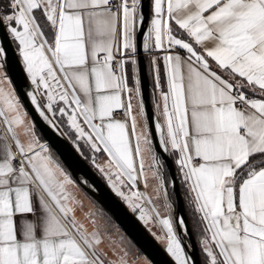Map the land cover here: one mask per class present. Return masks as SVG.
Returning a JSON list of instances; mask_svg holds the SVG:
<instances>
[{
	"label": "snow or ice",
	"instance_id": "snow-or-ice-1",
	"mask_svg": "<svg viewBox=\"0 0 264 264\" xmlns=\"http://www.w3.org/2000/svg\"><path fill=\"white\" fill-rule=\"evenodd\" d=\"M149 2L146 31L144 0H0V27L35 85L27 95L39 115L53 128L57 113L67 117L81 154L85 147L106 154L105 166L93 164L141 220L156 219L165 230L156 238L174 264L197 262L160 211L172 207L161 152L175 157L190 194L206 264H264V0ZM137 36L144 50L165 53L163 75L152 60L160 97L155 145ZM10 85L0 43V118L12 138L0 144V264H130L123 249H113L117 260L105 259L94 214L76 216L71 179L40 143ZM146 160L152 193L126 194L141 178L147 188ZM177 223L187 233L184 218Z\"/></svg>",
	"mask_w": 264,
	"mask_h": 264
},
{
	"label": "water",
	"instance_id": "water-1",
	"mask_svg": "<svg viewBox=\"0 0 264 264\" xmlns=\"http://www.w3.org/2000/svg\"><path fill=\"white\" fill-rule=\"evenodd\" d=\"M147 7L144 8L146 15L145 31L149 23V0H144ZM0 43L6 48L8 64L10 69L11 83L19 96L24 108L30 115L36 128L46 143L54 151L56 158L64 165L72 178L79 186L88 193L103 210L117 223V225L128 235V237L136 244L143 255L152 262V264H174L173 258L165 250L163 246L138 219V217L130 209V206L109 187V185L101 178V176L92 168L82 154L77 151L75 145L59 128H53L43 117H41L35 106L31 103V98L27 95L35 88L23 70V65L20 63V58L17 55V50L6 30L0 27ZM141 37L137 36L138 51L136 58L140 67L141 94L145 103L146 115L148 117V127L153 144L158 141V133L154 131V124L159 120L157 113L153 107L150 96V80L146 68V57L149 50H144L141 46ZM49 117L51 115L47 113ZM161 159L165 160L164 167L169 176V185L174 194V199L170 196V189L166 181V190L168 198L173 206V219L175 230L181 235L185 244L188 245L186 251L197 262L203 264L198 245L196 243L193 231L189 224V220L184 207L182 194L179 188V182L173 159H167L165 154L160 153ZM175 179L176 183L173 186L171 181ZM183 217L187 225V233L183 231L181 225L177 223V218Z\"/></svg>",
	"mask_w": 264,
	"mask_h": 264
},
{
	"label": "rangeland",
	"instance_id": "rangeland-1",
	"mask_svg": "<svg viewBox=\"0 0 264 264\" xmlns=\"http://www.w3.org/2000/svg\"><path fill=\"white\" fill-rule=\"evenodd\" d=\"M15 46H16V44H15ZM11 85H12V83H11ZM34 87H35V85H34ZM11 88L14 89V87H11ZM15 93H16V91H15ZM17 96H18V94H17ZM63 106L64 105L62 103H58V105H57V107H63ZM50 115H51V113H50ZM57 117H58V119L62 118V117H59L58 113H57ZM60 120H63V119H60ZM51 152H52V150H51ZM101 159L102 158L99 157L97 159V163H99L101 161ZM97 172L100 175H102V177L106 180V183L113 190L111 185L108 183L107 177L103 173H101V171L99 169ZM73 180H72V182H73L72 184L74 186H76V188L80 192H83L82 194L86 195V197L88 198V201L86 203H78L76 216L79 219L84 220L85 214H88V213L94 214L95 220L97 221L101 231L104 233V242L100 247L107 254L105 259L108 261L117 260V255L114 254L113 249H116L117 251L123 249V250L128 252V260H129L130 264H144L143 262H145V259L146 260H148V259L138 250L136 244L117 225V223L102 209V207L99 206L97 204V202L88 193H86L75 180L74 181ZM154 181H156V180H154ZM75 184H77V185H75ZM154 184H156V182ZM136 189L137 190L139 189V191L144 192L142 189H140L138 187ZM70 193H71V196H73L74 190L71 189ZM170 196H171V191H170ZM73 198L78 199L76 195H75V197L73 196ZM171 198L173 199L172 196H171ZM153 199H156L158 204L163 203L162 200L157 199L155 196H153ZM123 201L125 202V204L129 205L124 199H123ZM151 207H152V205H147V204L145 205L146 209H150ZM160 211L162 214L168 215L173 219V206L171 207V209H169L167 211L163 207H161ZM134 212L136 213L135 215L138 217V219L145 225V227L152 233V235L155 238L158 235H164L165 234V230L157 223L156 219H150L147 223H145L144 220L140 219V212L139 211H134ZM152 215L154 216V213ZM84 222L86 223V226L88 227V229L91 230L92 225L87 223V221H84ZM173 227H174V219H173ZM174 230H175V227H174ZM158 241L165 246L164 242H162L161 240H158ZM204 264H206L205 258H204Z\"/></svg>",
	"mask_w": 264,
	"mask_h": 264
},
{
	"label": "crops",
	"instance_id": "crops-1",
	"mask_svg": "<svg viewBox=\"0 0 264 264\" xmlns=\"http://www.w3.org/2000/svg\"><path fill=\"white\" fill-rule=\"evenodd\" d=\"M151 16H152V13H151V4H150V9H149V23H150ZM50 40H51V37H50ZM164 54L165 53L163 51L156 50L155 48H150L149 49V53H148V55L146 57V68H147V73H148V77H149V80H150V95H151L152 104H153V107H154L156 113H157V109H156L155 105L160 102V97H159V90L158 89H155V85H154V79H153L154 72H153L152 60H153V57H157L158 58V64H159V66L161 68V73L163 75V63L164 62L162 60V57H163ZM129 70L131 71V65H129ZM10 86L13 87L12 85H10ZM130 86H131V84H130ZM17 97H19V96H17ZM20 103L22 105V111H24V112L27 113L26 120H27V122H30L33 125V127L35 129L36 136L39 139L40 143L47 145L48 151H49L50 155L52 156L53 161L55 163L59 164L60 167L63 168L64 172L67 174V176L72 181L73 180L72 176L69 174V172L63 166V164L56 158L54 151L50 148V146L46 143V141L44 140V138L41 136V134L39 133L38 129L36 128L34 122L32 121L30 115L28 114V112L24 108L21 100H20ZM133 104H134V108H135L136 107V104H137V101L135 99L133 101ZM158 118H159V116H158ZM66 119H67V117H66ZM20 138L22 140H25V137L23 135H21ZM4 142H7V143L11 144L12 143V138H11V134L7 131L6 125L3 122V118H0V144H2ZM49 148L52 150L53 153L51 152V150ZM13 151H15V148L13 149ZM101 158H102L101 161L99 163H97V164L102 165V166H105L106 165V162H107V159H108L107 156H106V154L103 153V155H102ZM148 165H149V161L146 160L145 171L148 172V177H149L148 178V181H147V185L148 186H147V188L145 187V182H144L143 178H141L140 181H139V183L137 184V187L138 188H142V190L144 192H147V193L151 194L152 193L151 191L153 190V187L155 186L154 183L156 181H154L155 179L151 176V169L148 167ZM72 183L67 186V190L70 192V190L73 189L74 190L73 196L75 197V195H76L77 198H78V199H75V200L78 201L79 203H86L88 201V198L86 197V195L82 194L83 192H80L76 188V186H74ZM75 185H77V184H75ZM134 190H137V189H130V188L127 187V185L124 187V191L128 195H131V192L134 191ZM40 194L43 195V192H41ZM45 199L47 200V197H45ZM200 240H201V238H200ZM143 263L146 264V259H145V262H143Z\"/></svg>",
	"mask_w": 264,
	"mask_h": 264
},
{
	"label": "trees",
	"instance_id": "trees-1",
	"mask_svg": "<svg viewBox=\"0 0 264 264\" xmlns=\"http://www.w3.org/2000/svg\"><path fill=\"white\" fill-rule=\"evenodd\" d=\"M49 39H50V36H49ZM14 43V42H13ZM14 46H15V43H14ZM16 48V46H15ZM151 96V95H150ZM152 101V100H151ZM50 114V113H49ZM60 119H63V120H60ZM60 119H57L55 122L58 124L59 128L63 131V133L69 138V140L72 142L73 139L75 138V131L72 130L68 124H67V119L66 117H62ZM73 143V142H72ZM80 143L83 145L85 142L82 140L80 141ZM103 155V152H100V153H94L92 152L90 149H88L87 147L84 148L83 150V154L82 156L86 159V161L92 166V168L97 172L98 171V168L95 166V164H93V159H95V162L97 164V159L99 157H102ZM56 156V155H55ZM173 161L175 160V157L173 156L172 157ZM174 163V162H173ZM64 166V165H63ZM174 166H175V170H176V174H177V179H178V182H179V188H180V191H181V194H182V198H183V202H184V207H185V210H186V214H187V217H188V220H189V224L191 226V229L193 231V235L195 237V240H196V243L198 245V248H199V252H200V256H201V259H202V262L204 264V258L206 260V257H205V254L203 253L202 251V247H201V243H200V238H201V233L196 225V217L194 216V213H193V210H192V206L191 204L189 203V193L188 191L186 190V186L184 185V182L183 180L181 179L180 177V174H179V170L177 168V166L175 165L174 163ZM164 171H165V178H166V181H167V184H168V187L171 191V196L173 197L174 199V194L170 188V185H169V176H168V173L165 169V167H163ZM67 170V169H66ZM98 173V172H97ZM99 174V173H98ZM100 175V174H99ZM101 178L106 182V180L102 177V175H100ZM120 197V196H119ZM122 199V197H120ZM169 199V198H168ZM123 200V199H122ZM170 201V199H169ZM171 202V201H170ZM98 204V203H97ZM172 204V203H171ZM99 205V204H98ZM100 206V205H99ZM103 209V208H102ZM132 210V208H131ZM133 211V210H132ZM134 214H136L134 211H133ZM174 227H175V223H174ZM176 231V230H175ZM163 245V244H162ZM164 246V245H163ZM138 248V247H137ZM138 250L140 251V249L138 248ZM141 252V251H140ZM142 253V252H141ZM143 254V253H142Z\"/></svg>",
	"mask_w": 264,
	"mask_h": 264
},
{
	"label": "built area",
	"instance_id": "built-area-1",
	"mask_svg": "<svg viewBox=\"0 0 264 264\" xmlns=\"http://www.w3.org/2000/svg\"><path fill=\"white\" fill-rule=\"evenodd\" d=\"M121 115H122V113H120V112H117V113H116V117H117V118H120Z\"/></svg>",
	"mask_w": 264,
	"mask_h": 264
}]
</instances>
